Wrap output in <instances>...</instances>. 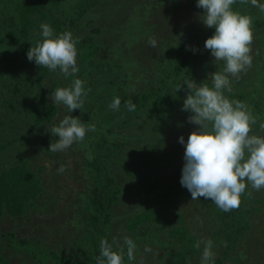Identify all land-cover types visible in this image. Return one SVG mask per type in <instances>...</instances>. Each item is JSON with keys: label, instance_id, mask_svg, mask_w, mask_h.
I'll return each mask as SVG.
<instances>
[{"label": "rangeland", "instance_id": "obj_1", "mask_svg": "<svg viewBox=\"0 0 264 264\" xmlns=\"http://www.w3.org/2000/svg\"><path fill=\"white\" fill-rule=\"evenodd\" d=\"M197 2L198 0H111L84 19L77 33L84 36L95 27L102 29L97 36V41L103 47L102 55L112 61L114 70L118 65L123 67L120 72L121 80H129L127 91L133 94V100L126 99L131 100L137 108L143 102L136 95L153 93L161 82L165 85L170 83L159 113L139 112L140 117H136L131 126L123 129L118 126L115 130V133H121L122 139L120 135L116 140L122 141L123 146L119 158L112 163V173L116 174L124 193L113 211L112 235L121 243L125 236L132 240L139 239L142 229L131 232L127 226L131 219L142 212L149 194L148 189L159 181L177 183L181 180L185 148L179 143V138L183 136L187 142L189 135L198 128L188 122L191 113L182 110L190 91L184 84L191 80L197 84L207 81L211 87V81H208L210 74L222 72L225 67L223 61L215 63L210 50L204 47L205 41L214 32L200 20L204 10L197 7ZM255 20L260 26L252 22L251 66H246L238 78L229 76L231 92L225 90V96L239 88L245 92V81L264 70V27L261 28V18ZM40 31L39 27L35 32L37 42L42 40L38 35ZM149 37L156 39V47L149 46ZM193 45L196 53L191 58V66L195 69L193 78L185 83L173 81L170 75L173 61L180 53L188 52ZM173 53L176 56H172ZM0 56V74L4 76L0 80V144L5 147L0 150V172L13 169L21 159L28 161L33 172L40 177L43 187L37 199L27 204L25 214L16 217L6 214L2 218L0 236L8 233L15 234L18 240L34 239L49 250L73 257L78 248L75 240H84L86 215H83L79 201L89 177L82 159L87 157L89 143L86 141L92 131L86 133L84 141L75 142L67 150L60 152L49 151L51 142L59 139L49 131L68 115L80 118L85 123H89L90 119L83 109L70 113L66 106L54 104L50 99V94L57 88H67L73 82L60 70L51 71L39 84L36 67L26 57L24 61L9 65V61L2 57L11 58L10 51ZM77 67L79 68L78 60ZM122 73L128 76L123 77ZM250 76L253 77L249 78ZM181 85L184 86L178 92L177 88ZM262 87L264 88V79L261 80V89ZM116 97L118 94L114 98ZM41 98H46L44 104L40 103ZM90 103L93 108L101 111L100 114L104 112L106 116L108 110L129 111L125 107V101H121L118 110L108 107L107 111L93 99ZM48 104L57 108L54 118L36 125L35 120L44 115ZM144 105L149 106L146 103ZM255 119L257 120V115ZM261 120H264V115H261ZM260 130V126L254 124L250 134ZM259 136H264V130H261ZM61 165L65 167L63 173L58 172ZM171 219L174 222L178 219L183 221L177 226L186 227L197 241H213L214 264H217L218 259L222 260L221 264H264V203L259 214L253 217V233L247 248L241 253L245 255L241 260L236 258L234 252L224 258V246L222 241L215 240L212 221L206 214L202 197L176 202ZM136 245L135 264H177L175 255L183 248L182 244L170 237L168 230L160 233L153 243ZM146 247L151 251H145ZM200 250V256L189 264H201L203 245ZM0 255L11 264H34L23 252L9 245L8 237L0 240Z\"/></svg>", "mask_w": 264, "mask_h": 264}, {"label": "trees", "instance_id": "obj_2", "mask_svg": "<svg viewBox=\"0 0 264 264\" xmlns=\"http://www.w3.org/2000/svg\"><path fill=\"white\" fill-rule=\"evenodd\" d=\"M110 1L0 0V54L10 51L11 58L2 57L9 61V65L24 61L25 57L28 60L27 52L36 45L35 32L42 23L50 25L56 36L70 31L74 39L78 38L79 43L76 44V49L79 71L75 75L66 76V78L71 81L81 79L85 82L83 86L87 97L83 110L86 111L87 117L90 119L89 123H93L96 128L88 135L87 157L82 159L84 170L87 171L89 177V182L80 197L81 201H79L81 211L83 215H86V224L84 222V240L80 241V238L75 240L78 248L73 257L49 250L40 241L34 239L22 238L18 240L15 234L9 235L8 233H3L0 236V240L8 237L9 245L15 250L23 252L34 264H97V257L100 256V240L104 238L109 243L113 241V211L124 193L122 184L119 183L116 174L112 173V163L119 158L123 146L122 141L117 142L116 140L121 133H115V130L118 126H121L122 129L131 126L134 119L140 117V113L148 114L152 111L159 113L166 100V88L170 83L167 82L165 85L164 82H161L159 88L153 93L136 95L142 99L143 104L139 108L136 107L135 111L108 110L111 101L117 94L122 102H126V98L133 100V94L127 91L130 82L126 78L121 80L120 72L123 69L121 65H118L114 70L112 61L102 55L103 47L97 41V36L102 32L100 27L91 29L90 33L84 36H79L77 33L84 19L92 12L97 11L105 2ZM260 1L264 3V0H258L259 3ZM232 9L242 15L252 17V22L259 26V22L255 19L260 20L261 18V28L264 27V14L250 2L241 4L240 0H237ZM212 31L215 32V29L212 28ZM194 50L195 46L193 45L188 52L180 53L173 61L170 71L173 81L185 83L193 78L195 69L191 66V58L196 54ZM172 56H176V54L173 53ZM30 63L36 67L40 84V81L51 73V70L36 65L34 61H30ZM0 70H2L1 66ZM58 71L59 68L53 72ZM122 76L128 75L122 73ZM251 77L253 76L249 78ZM3 78V74H0V80ZM263 79L264 70H261L256 73L254 78L245 81V92L239 88L226 96L229 100L244 103L254 118L257 115V126H260L261 122L264 123V120H261V115H264V88L261 89V80ZM92 99L101 104L105 111L108 110L107 116L104 115V112L100 114L101 111L93 108L90 103ZM44 102H46V98H41L40 103L44 104ZM144 103L149 106L146 107ZM56 112L57 108L48 104L44 115L36 119L35 124L51 121ZM250 135L259 136L261 130ZM2 148L5 147L0 144V150ZM33 170L28 161L21 159V162L13 169L0 172V222L6 214L10 217L25 214L27 204L36 200L38 194L41 193L42 181ZM148 191L149 194L146 196L142 212L128 222L127 227L131 232L139 228L142 229L139 239L136 238L133 241L135 244L153 243L160 233L168 230L170 237L183 245V248L175 255L177 264H189L194 261L201 254L200 248L195 247L197 239L190 235L186 227L177 226L179 222L183 221L178 219L177 222H174L171 219V212L176 202L192 200L190 192L180 182L167 181H159L152 185ZM248 192H251L252 195L249 196ZM263 194V188L256 191L249 185L241 196L240 206L227 212L222 211L211 200L202 197L206 214L212 221L215 240L222 241L224 246L223 256L225 259L232 252L236 253V258L239 260L245 257L241 253L244 252L243 249L247 248L251 239L253 217L259 214L261 205L264 203ZM113 250H118L115 245ZM126 251L125 248L123 264H135V260L127 259ZM216 263L221 264L222 260L218 259ZM0 264L11 263L0 255Z\"/></svg>", "mask_w": 264, "mask_h": 264}, {"label": "clouds", "instance_id": "obj_3", "mask_svg": "<svg viewBox=\"0 0 264 264\" xmlns=\"http://www.w3.org/2000/svg\"><path fill=\"white\" fill-rule=\"evenodd\" d=\"M236 2H197V7L204 10L200 20L207 28L215 29L204 47L210 50L215 63L223 61L225 67L222 72L210 74L208 81H211V87L207 81L197 84L191 80L184 84L190 91L182 110L191 113L188 122L198 128L189 135L187 142L183 136L179 138V143L185 148L181 185L190 192L192 200L201 197L209 199L225 212L240 206L241 196L249 185L256 191L264 188V136L250 135L256 119L244 103L229 100L224 95L225 90L231 92L229 76L238 78L239 73L252 63V17L233 11L232 6ZM249 2L264 14V3L240 0L241 4ZM40 29L38 35L42 40H38L27 52L28 60L51 71L59 68L65 76L75 75L79 71L78 38L74 39L70 31L56 36L46 23H42ZM148 43L151 47L157 46L154 37H149ZM84 83L81 79H74L69 87L57 88L50 94V99L54 104L66 106L70 113L82 110L87 97ZM184 85L178 86L177 91ZM120 105L121 100L116 97L109 107L118 110ZM125 107L129 111L136 109L131 100L126 101ZM260 128L264 130V123L260 124ZM95 130L91 122L85 123L72 115L65 116L58 126H53L49 131L53 137H59L51 142L49 151H65L75 142L84 141L87 132ZM64 171L65 167L61 165L58 172ZM247 194L252 195L251 192ZM114 245L118 250H113ZM201 245V264H214L213 241L200 240L195 247L199 249ZM125 248L127 259L134 261L137 245L131 238L123 237V243L115 237L112 243L102 238L97 264H123ZM145 251L151 249L146 247Z\"/></svg>", "mask_w": 264, "mask_h": 264}]
</instances>
